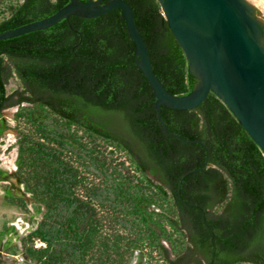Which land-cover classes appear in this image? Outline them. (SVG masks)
<instances>
[{
    "label": "trees",
    "instance_id": "obj_1",
    "mask_svg": "<svg viewBox=\"0 0 264 264\" xmlns=\"http://www.w3.org/2000/svg\"><path fill=\"white\" fill-rule=\"evenodd\" d=\"M69 1L0 2V32ZM126 1L155 73L171 93H190L198 79L158 0ZM135 51L118 8L0 41V112L18 107L16 176L24 186L6 201L35 219L21 250L34 264H130L137 251L147 264L154 252L162 264H264V152L214 92L194 109L162 107L169 131L205 145L166 135ZM14 73L21 87L9 93ZM95 110L121 114L139 146ZM110 147L130 163L108 156ZM191 170L181 198L180 179ZM198 205L210 209L206 219Z\"/></svg>",
    "mask_w": 264,
    "mask_h": 264
},
{
    "label": "water",
    "instance_id": "obj_2",
    "mask_svg": "<svg viewBox=\"0 0 264 264\" xmlns=\"http://www.w3.org/2000/svg\"><path fill=\"white\" fill-rule=\"evenodd\" d=\"M177 42L198 81L188 94H173L153 70L148 45L136 24L132 5L126 0H70L55 13L0 32V41L47 29L71 16L94 18L121 9L135 42V62L150 83L157 118L163 131L171 132L162 117V107L189 110L198 107L214 92L264 152V21L253 15L245 0H158ZM205 165L209 161L206 147ZM200 169V168H198ZM186 172L184 177L193 172Z\"/></svg>",
    "mask_w": 264,
    "mask_h": 264
},
{
    "label": "rangeland",
    "instance_id": "obj_3",
    "mask_svg": "<svg viewBox=\"0 0 264 264\" xmlns=\"http://www.w3.org/2000/svg\"><path fill=\"white\" fill-rule=\"evenodd\" d=\"M7 1H9V0H6V1L0 0L2 5H3V2L5 3ZM10 1L18 2L21 0H10ZM245 1L253 7V15L256 18L264 21V0H245ZM20 87H21V83H20L19 77L15 73L12 74V77H10V79L8 80V82L6 84V88H7L8 92L12 93L15 90L19 89ZM17 110H18L17 106L8 107V108H5L3 110V115L6 117V119L8 120V124L11 126L15 125V123L17 124V122L14 120V117H15ZM94 112L96 115L98 114V115L106 118L109 121V128L113 132L120 134L124 140H126V139L129 140L136 147L139 146L137 139L131 135L127 121L124 119V117L121 114H113V113H109V112H100L97 110H95ZM81 133H82V131H79V134H81ZM107 154H108V156H112V157L116 158L117 161L125 160L126 164L130 163V161L128 159V155L124 150H119V149H116L114 147H110L107 149ZM4 156L10 157L9 152L7 151L4 154ZM9 159L11 160L12 157ZM8 160H6L4 163H1V164L3 166H5L6 164H8V162H7ZM218 210L221 211V206L218 207ZM30 212H32V211H26V210L18 207L17 205H12V204L8 203L7 201H5L4 197H2V195L0 194V232L5 230V228L11 226L12 222H19L22 225V227H24V229H25L24 232H26L27 230H30L31 228L28 227L27 224L29 223V226H31L32 221L35 220L33 217V214ZM22 221L24 222V224L21 223ZM8 238H10V237L4 236V238L2 240V246L3 245L5 246V242L7 241ZM39 243H40V241L37 240L36 244H39ZM166 244L168 245V243H166ZM145 251L148 252L149 247H147ZM154 255H156V258L154 259V263L155 264H162V260H161L159 253L154 252ZM141 259H142V264H147L145 262V258H142L141 252L137 251L135 256L132 258L130 264L138 263ZM2 264H34L32 261H30L25 256L24 252L21 250L20 244H19V237L17 235H14V237H12V243L10 244L9 250L6 252L5 251L3 252Z\"/></svg>",
    "mask_w": 264,
    "mask_h": 264
},
{
    "label": "flooded vegetation",
    "instance_id": "obj_4",
    "mask_svg": "<svg viewBox=\"0 0 264 264\" xmlns=\"http://www.w3.org/2000/svg\"><path fill=\"white\" fill-rule=\"evenodd\" d=\"M3 110L4 109H2L0 112V194L2 195V197H4V199L6 201L7 194L9 192V190H11V189L14 190L15 194L23 196L24 186H23V182L16 176V170H17L16 160H17V156H18L19 133L17 131L16 123L13 126L8 124V120L3 115ZM14 120H15V117H14ZM7 151L9 152L10 157L4 156V154ZM11 157H12V159L10 160L9 158H11ZM6 160H8L7 161L8 164L3 166L1 163H4ZM151 179L155 183L165 184L164 180H162L160 178L152 176ZM178 192H179V196L181 198H183L182 194H181V187L179 190V186H178ZM185 202L187 204H189L186 200H185ZM189 205H193V204H189ZM144 206L146 208H148L147 205H144ZM152 206H154V205H152ZM198 207L200 208L203 217L206 219L208 217L207 212L210 209L206 208V207L204 208L201 205H198ZM156 210H159V209L157 208ZM179 211L183 212V209H180ZM21 223L24 224L23 221ZM27 226L30 228L32 227V225L29 226V223L27 224ZM5 230L8 231V233L5 235L6 237L7 236L14 237V235H17L19 237V239L23 238V236L29 232V230L24 232L25 229H24V227H22V225L19 222H12L11 226L5 228ZM8 240H9V238L7 239L5 244L8 242ZM1 247H2L1 248V250H2L4 248V245L2 246V243H1ZM194 249L196 250V247ZM196 256L198 258L197 254H196ZM196 261L197 260L195 258L191 264H197ZM135 264H137V263H135Z\"/></svg>",
    "mask_w": 264,
    "mask_h": 264
},
{
    "label": "built area",
    "instance_id": "obj_5",
    "mask_svg": "<svg viewBox=\"0 0 264 264\" xmlns=\"http://www.w3.org/2000/svg\"><path fill=\"white\" fill-rule=\"evenodd\" d=\"M35 245H36V247H39V245H40V246H42V245L44 246L45 244H44L43 242L40 241L39 244H35Z\"/></svg>",
    "mask_w": 264,
    "mask_h": 264
}]
</instances>
